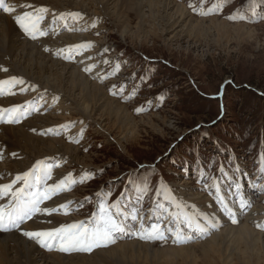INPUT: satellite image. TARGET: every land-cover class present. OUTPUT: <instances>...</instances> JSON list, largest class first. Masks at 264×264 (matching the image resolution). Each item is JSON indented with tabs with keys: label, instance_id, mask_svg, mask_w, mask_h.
Returning a JSON list of instances; mask_svg holds the SVG:
<instances>
[{
	"label": "rangeland",
	"instance_id": "rangeland-1",
	"mask_svg": "<svg viewBox=\"0 0 264 264\" xmlns=\"http://www.w3.org/2000/svg\"><path fill=\"white\" fill-rule=\"evenodd\" d=\"M10 1L9 7L15 9L16 15H19V10L28 9L23 7L26 3L33 4L34 7L30 9L35 11L38 8L46 9L43 22L47 21L44 22L47 25L51 22L47 36L51 35L52 38L46 36L33 40L25 37L26 33H23V38L33 40V43L37 41L35 44L38 48L40 46L41 52L45 55L50 53L48 57L71 64V67L74 65L73 68L79 67L77 70L80 69V74L104 88L109 97L126 106L132 115L131 119L128 116L116 122L113 117L107 118L105 124L110 131L107 135V132L99 129L96 121L88 119L85 122L86 119L77 115L75 110L65 108L71 104L70 101L60 104L64 96L61 97L58 91L42 89L35 81L31 83L27 77L19 74V78L25 81L23 90L19 92L21 98L31 95L39 97L35 105L38 104L36 106L38 110L41 109L38 111L41 114L37 112V115L35 111L30 118L52 114L53 110L54 117L50 119H56L54 121L58 123L56 126L43 123L48 127L42 125L44 131H39L40 135L35 132V135L61 137L65 143L81 149L84 155H90L97 166H82L68 156L56 159L50 184L55 183L54 180L58 182L68 173L78 180L82 179V183L74 184L70 190L58 196V200L63 198V194L65 197L68 194L73 196L70 198L71 210L73 204L79 207L75 212L70 210L71 214L61 212L66 216L54 217L55 222L48 221L46 217L45 221L43 217L42 221L38 218L40 216L38 220L33 217L29 223L30 227L33 226L32 230H50L53 223L60 226L78 222L96 211L100 203L119 200L126 214L137 209L140 210L139 214L143 213L145 227L162 219L165 225L171 221V227L176 230L181 228L178 231H183L187 243H174L171 234L176 230L171 234L166 232L165 241L141 239L136 235L139 230L135 227L134 235L117 239L108 247L72 255L91 256L97 250H105L125 241H136L151 244L154 249L196 246L179 252H155L157 255L149 250L135 251L137 256H132L126 264H264V236L260 239L253 233L247 236L233 234L232 240L215 249L202 246L222 228H236L245 221L256 233L264 234V176L261 174V170H264V0H173L183 5L187 10L185 14H190L192 19L186 16L178 27H170L172 20L166 18L169 27L163 28L160 15L153 20L150 18L146 21L147 27L139 30L141 38L137 15L128 12L131 30L123 39L116 20L110 16L90 15L81 8L74 10L66 6H63L64 10L61 6L62 10L57 12L45 3L23 0L20 4V0ZM208 9L215 10L207 15L201 14ZM14 12L11 14L15 15ZM238 12L244 14L246 19H239ZM0 13L7 15L6 12ZM69 13H79L80 17L73 18ZM61 14H64L63 18ZM233 16L237 18H230ZM76 39L81 42L79 44L91 42L92 47L79 53L73 51L75 60L65 59L69 48L79 45ZM57 49H64V55H57ZM106 60L108 63H105ZM90 65H94L91 72L85 71ZM116 65H119L118 71ZM49 91L58 92V95L48 94ZM53 97H59V100L54 102ZM70 106L68 108H72V104ZM141 107L143 110L137 112L136 109ZM58 112L60 115H57ZM66 123L70 127L60 128ZM49 129L53 131L41 134ZM6 153L1 159L8 156ZM221 165L227 173L226 177L219 171ZM213 178L219 182L218 190L211 187ZM186 182L193 188L184 186ZM237 182L242 186L239 193L233 190ZM241 194L243 201L248 199L244 212L239 205L242 202ZM196 195L199 199L195 198ZM217 197H222L232 208L237 223H232L231 218L221 211L223 205L218 203ZM202 198L205 202L211 200L210 204L217 208V217L210 215L208 209L201 205ZM170 212L175 213L176 219L167 215ZM186 217L199 219L201 223H205V217H214L219 224L204 235L194 227L188 229L184 221ZM66 218L73 220L66 223ZM126 222L128 225L132 223L131 233L133 225H140V222L131 219ZM195 234L202 237L195 240ZM117 236L121 238L125 235L120 233ZM30 240L40 246L36 240ZM57 251L49 252L66 255Z\"/></svg>",
	"mask_w": 264,
	"mask_h": 264
},
{
	"label": "bare ground",
	"instance_id": "bare-ground-1",
	"mask_svg": "<svg viewBox=\"0 0 264 264\" xmlns=\"http://www.w3.org/2000/svg\"><path fill=\"white\" fill-rule=\"evenodd\" d=\"M22 1L23 0H20V4H22ZM26 1L45 3V5H47V6L49 5L52 9H55L57 12L61 11L62 9L64 10L63 6H66L68 8H72L74 10H75V8H77V9L81 8L82 11L86 12L87 14L89 12L90 15L103 14L105 16H110L116 20L117 28H118L119 34L121 35L122 39L125 38L127 36V34L130 33V30H131V28H130L131 27V25H130L131 20H130V17L128 15V12H133V13H136V15H137V18L139 20L138 21V27H139L138 28V34L140 35V36L138 35L139 38H141V34H140L139 30L140 29L143 30L145 27H147L146 21L150 18L153 20V19H155L156 16L160 15L159 16V17H161L160 22H161V24L163 23V28H165V27H169V24H168L169 22L166 23L167 22L166 18H170L172 20V23L170 22L171 23L170 27L171 26H173V27L177 26L178 27L179 24L181 22H183L186 19L185 17L187 16L185 14V13H187L186 12L187 10L184 8V6L179 4V3L177 4L173 0H26ZM9 2H11V1L9 0ZM91 4L93 5L92 8L90 7ZM28 5H31V7H28ZM61 6L63 7L62 9L60 8ZM23 7H28V9L19 10V15H16L15 12H14L15 15H12L11 13H7V15L0 13V68L7 69V71L0 70V80H7L13 76L19 78V74L21 73V75L27 77V79L29 81H31V83H32V81H35V83L39 84L38 85L39 87L41 85L40 88H42V89H47V90L54 89L55 91H58L59 94L61 95V97L64 96V98H65V99L63 98L62 102H60L61 100L59 101L60 104L63 102L67 103V101H70V103L72 104V108H68V107H71L70 106L71 104L64 106L65 108H67L68 110L69 109L75 110V113L77 115H80V117H83L86 119L85 122L88 119H91L92 121L94 120V122L96 121L98 123V126L100 127V128L99 127L98 128L101 129L102 132H104V133L107 132V135L110 134L109 133L110 131L108 132L109 126H107V123L105 124V121L107 120V118L108 119H110L112 117L115 118L113 120L114 122H116L115 120L119 121V120H122L128 116H129L128 118L131 119L130 117L132 115L128 112L127 108H125L126 106L119 103L116 99L109 97L106 93V90L104 88H102L100 85L89 81L87 78H85L82 75V73L80 74V72H79L80 69L77 70V68H79V67L75 66V68H76L75 69V68H73L74 67L73 64H72L73 67H71L70 63H69L70 65H68V63L66 64V62L62 63V62H59L60 60L57 61L55 59H52L51 57H48L47 55H49L50 53L45 55L44 52H41L40 46L38 48V46H36V44H35L37 41L35 43H33V40L29 41L26 38H23L24 32L22 31V29H19V25L16 23V21L14 23L15 17L20 16L25 12L35 13V9H30V8L34 7L33 4L26 3ZM48 10H49V8H48ZM169 10H172L173 14H172V12H169ZM50 11H51V9H50ZM16 12H18V11H16ZM84 12L82 13L83 15H85ZM159 12H160V14H159ZM147 14H148V17H147ZM171 15H174L175 17L174 16L170 17ZM189 16H190V14H189ZM189 16H187V18ZM172 18H175V19H172ZM158 19H160V18H158ZM188 19H192V18L189 17ZM61 20H63V19H61ZM188 21L189 20H187V22ZM44 22H43V20L40 22V27L48 33V31L50 30L51 22L48 25ZM51 28H52V26H51ZM169 29H171V28H169ZM54 30H55V28L52 29L51 32H53ZM74 34H75V31H74ZM53 35H56V34L53 33ZM24 36L29 38V36L27 34H25ZM46 36L47 35L39 36L37 39H42V38H45ZM47 37L50 38L51 35L47 36ZM53 39H55V38H53ZM56 39H60V38H56ZM46 40H48V39L46 38ZM42 41H44V40H42ZM42 41H40V42H42ZM73 41H74V39H73ZM77 41L78 40L76 39V42ZM48 42L49 41H47V43ZM54 42H57V41L54 40ZM79 42H77V43L79 44ZM53 44L54 43H52V45ZM60 44H62V42H60ZM38 45H40V44H38ZM60 47L57 46L56 48H60ZM62 47H65V46H62ZM25 77H24V79H25ZM28 77L31 79H29ZM23 88L24 87L22 85H17L14 88H9L8 86H5V88L3 89V93L0 94V109L8 110V109L17 108L18 111L16 113V116H18V118H19L18 123L3 122V121H6L7 119H9L13 115L11 112L4 111L2 114V119H0V147L2 148V150H1L2 152H0V183H9L11 181V179H13L15 177V175L23 173L25 171H28L30 168L33 167V165L35 164L36 161H39L38 158L41 159L40 161H46V166L50 167L52 172H53V168L56 165V163L54 161L56 159H60L61 157H64V156H68L69 158L80 163L82 166H87V167H92V168L97 167L94 163V160H92V157L90 155H84V153L81 152V149L79 150V148H76V146L65 143V141L60 139L61 137L60 138H58V137L54 138V137H44V135L38 136L39 131H41L42 129L44 131L45 125H46V127H48L47 124L48 125L54 124L56 126L58 123L54 121L56 119H54V120L50 119V117H54L52 115L53 110H52V114L51 113L50 114H44L45 116L40 115L42 117H37V118H36V114H35L36 119H31L30 117H31V115H33V113L35 111L37 113L38 111L41 110V109L37 110L39 108V107H37L38 104H36L37 106L35 105V103H36L35 100H38L39 97L38 96L35 97L34 95H31L32 93L30 92L31 94H29V95H31L32 97L21 98V95H19V92ZM55 91H49L48 94L50 93V94L58 95V92H55ZM40 93L44 94L43 92H40ZM23 94H25V92ZM23 96L24 95H22V97ZM43 96L44 95H42V98H43ZM49 98H50V96H49ZM55 102H57V101H55ZM53 104H55V103H53ZM57 105H55V106H57ZM49 106H50V104H49ZM22 108H23V110H22ZM52 109H54V108H52ZM67 109H65V110H67ZM61 110H63V109H61ZM54 111H55V109H54ZM21 113H23V115H21ZM38 113H37V115H38ZM58 113H57V115H60V113L59 114ZM39 114H41V113H39ZM64 114H67V113H64ZM7 116H8V118H7ZM68 116H70V115H68ZM61 117H63V116H61ZM65 118H64V120H65ZM68 119H70V118H68ZM61 120H63V119H61ZM77 120H83V119L77 118ZM61 122H63V121H61ZM64 122H66V121H64ZM67 122H69V121H67ZM43 123H47V124L44 125ZM69 123H66L65 124L66 127H63V128L66 129V128L70 127ZM42 125H44V126L42 127ZM60 128H62V127H60ZM75 130H77V129H75ZM64 131H66V130H64ZM35 132H37L38 134L35 135ZM71 133H73V132H71ZM74 137H72V138H74ZM5 151L7 152L6 154L8 155L7 156L8 158L5 156L6 158L1 159L2 156L4 155ZM13 153H15L16 155L13 156L12 155ZM33 160H35V161H33ZM66 160H68V162H69V159H66ZM47 182L49 184L52 183V178L49 179ZM53 182H56V181L54 180ZM17 186H19V185H17ZM184 186L193 188V186L188 182H186L184 184ZM186 187H185V189H186ZM190 191H191V189H190ZM64 192H66V191H64ZM61 193H63V192H61ZM58 196H59V194L57 196H54L51 200L45 201V203H44V205H42V207L46 206L48 208H58L59 205L65 204L66 202L72 200L70 198L73 197L72 195H71L72 197H70L69 194H68V196L66 195V197H65L63 194L62 195L63 198H62V196H60L62 199L58 200ZM198 196H201V194H199ZM198 196L196 195L195 198L199 199ZM204 197H206V196H204ZM203 198L200 200L201 205L203 207H205V209H208V212L210 213V215H215V217H217V215L215 214V211L217 208H215L212 204H210L211 200L208 202H205V201H203ZM114 200H117V198ZM1 202L2 201H0V203ZM209 205H211V206H209ZM259 209H261V208H259ZM70 210H71V208H69L67 213L71 214ZM259 211H261V210H259ZM61 212L64 213L65 211L63 209H61L60 211L53 212L51 214V215L55 214L53 216L48 215V214H38L35 217L37 219V217L40 216L38 218L41 221H42V217L43 218L46 217V219L48 221L52 222L54 220V217L62 218L63 216H66V215H63ZM57 213H58V215H57ZM173 214H175V213H173ZM249 215H252V213ZM175 216L176 215L172 216V218L174 219ZM55 219H58V218H55ZM37 220L35 222H37ZM71 220H73V219L66 218L64 222L67 223V222H70ZM30 221L31 220H29L27 223H25L21 227L24 231H33L32 230L33 226L31 225L32 227H30V225H29ZM44 221H45V218H44ZM55 221L56 220H54L53 222H55ZM184 221L186 222V220H184ZM136 222L139 223V221H136ZM177 222H178V220H177ZM245 222L236 228H232L230 226L222 228L221 232L212 235L210 238H208L206 240V242L202 243V246L206 245L209 249H215V248L219 247L220 245L226 243L227 241L232 240L231 236L233 234H238L239 236H247V234L253 233L255 235L257 234L256 236H258L260 239L263 238L262 236H264V234H262L260 232L256 233V231L253 230L251 227L247 226L246 225L247 223L245 224ZM31 224H33V221ZM41 224H43V223H41ZM129 224H130V225H128L129 229H128V231L124 232V235H126L125 233H127V232H131V224L132 223H129ZM46 226H47V224H46ZM58 226H59V224H56V223L55 224L53 223L52 225H50L51 229L56 228ZM187 228L189 229V227H187ZM178 229H181V228L178 227ZM193 245L194 246L189 245L187 247L181 246V247H170V248H166V249H156V248L154 249L152 247V245L148 244V243H142V242H136V241H133V242L132 241H125V242H121V243H119L113 247H110L108 249H105V250L104 249L97 250L91 256L90 255L67 256V255H60L57 253H51L49 251L42 249L41 246H39V247L36 246L32 240L26 238V236H24L21 233V231L18 229L17 231H13V232H7V233L0 232V264H107V263L126 264V263H128L129 259H132V256H135V255L137 256L136 252L140 253V252H144L145 250H149L150 252L153 251L154 254L157 255V253H155V252H159V254H160V252L165 253L166 251H174V252L178 251L179 252V251H184L187 248H191V247L196 246V244H193ZM54 252H56V251H54ZM138 256H139V254H138Z\"/></svg>",
	"mask_w": 264,
	"mask_h": 264
},
{
	"label": "snow or ice",
	"instance_id": "snow-or-ice-1",
	"mask_svg": "<svg viewBox=\"0 0 264 264\" xmlns=\"http://www.w3.org/2000/svg\"><path fill=\"white\" fill-rule=\"evenodd\" d=\"M191 6V5H190ZM31 7V5H28ZM0 10L6 13H12L15 11L12 7H9L6 0H0ZM195 10V9H194ZM215 9H208L201 14H210ZM44 8H40L35 13L25 12L20 16L15 17L16 23L31 39L36 40L39 36L47 35V32L40 27V22L43 20L41 13L46 12ZM69 16L73 18H79V13H69ZM239 19H246L244 14L237 13ZM64 14H61V18ZM230 18H237L236 16ZM27 21V22H26ZM95 25H93L94 27ZM92 47L91 42H85L83 44L71 46L68 53L64 55V50H58L57 55H64L65 59L71 58L73 51L79 53L80 51ZM48 50L47 48L45 49ZM107 51V49H105ZM105 63H108L106 60ZM94 65L86 67L84 70L91 72ZM0 70L7 71V69L0 68ZM116 70H119V65H116ZM106 78V77H104ZM25 81L22 78L15 76L7 79L0 80V94L3 93L5 86L14 88L17 85H24ZM35 88V85H32ZM23 90V89H21ZM115 94V93H113ZM42 99V97H41ZM59 97H53V101H57ZM38 110V109H37ZM143 108H137L136 111H142ZM4 111L11 112L13 115L7 119V123H18L19 118L16 116L17 108L2 110L0 109V119ZM23 115V113H21ZM75 123V122H70ZM82 123V122H81ZM61 127H66L62 125ZM53 131L52 129L46 130L41 134H47V132ZM13 156L16 154L13 153ZM141 167H144L141 165ZM225 177L227 173L224 170V166L221 165L219 170ZM262 176H264V170H261ZM52 170L46 166V161H36L32 168L28 171L15 175L9 183H0V200L7 198L6 204H0V230L7 231L11 229H19L21 233L29 239H34L36 242L49 250L52 247H58V250L63 252H69L73 250L79 251H92L97 247H106L110 243H114V236L120 233L128 231L129 226L126 223L127 220L140 222V230L136 233L141 239L161 240L167 239L165 233L172 232L171 221L167 225L163 223V219L160 223L152 224L145 228L143 224V217L140 216V210L137 209L134 212L126 214L125 209L120 204V201L102 202L98 205V213L94 214L99 216V222H92L91 226L85 222H74L71 224L60 225L59 227L50 230L40 231H24L21 228L26 221L31 220L38 214L51 215L53 212L63 209L65 214L70 208L71 202L59 205L58 208H48L44 205L45 201L51 200L59 193L68 191L76 183H82L83 180H77L72 173H68L61 178L58 182L49 184L47 181L51 179ZM19 185V186H17ZM211 187L218 190L219 182L216 178H213ZM241 185L237 182L233 186L235 192H240ZM99 195V194H98ZM107 195H110L108 193ZM123 195V194H122ZM241 207H244V197L241 194ZM218 203L223 205L221 211L231 218L232 223H237L235 218V212L228 206V203L222 198L217 197ZM178 206V205H177ZM169 216H174L173 213H167ZM186 224L189 228H195L196 231L201 234H208L211 229L218 226L219 221L217 218L205 217V223H201L199 220H193L192 217H186ZM259 226V225H258ZM135 227V225H133ZM174 243H185L187 239L184 236L183 231H176L173 233Z\"/></svg>",
	"mask_w": 264,
	"mask_h": 264
}]
</instances>
